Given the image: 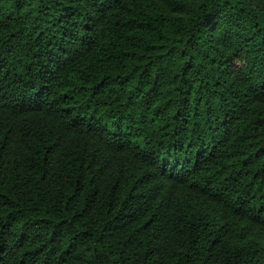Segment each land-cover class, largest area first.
I'll list each match as a JSON object with an SVG mask.
<instances>
[{
  "label": "trees",
  "instance_id": "obj_1",
  "mask_svg": "<svg viewBox=\"0 0 264 264\" xmlns=\"http://www.w3.org/2000/svg\"><path fill=\"white\" fill-rule=\"evenodd\" d=\"M0 264H264V0H0Z\"/></svg>",
  "mask_w": 264,
  "mask_h": 264
}]
</instances>
